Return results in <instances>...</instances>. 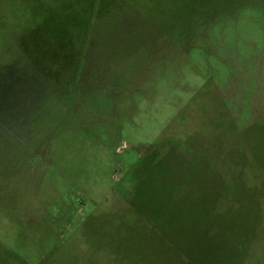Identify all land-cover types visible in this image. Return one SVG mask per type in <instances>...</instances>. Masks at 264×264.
Instances as JSON below:
<instances>
[{
	"label": "rangeland",
	"instance_id": "obj_1",
	"mask_svg": "<svg viewBox=\"0 0 264 264\" xmlns=\"http://www.w3.org/2000/svg\"><path fill=\"white\" fill-rule=\"evenodd\" d=\"M0 264H264V0H0Z\"/></svg>",
	"mask_w": 264,
	"mask_h": 264
}]
</instances>
